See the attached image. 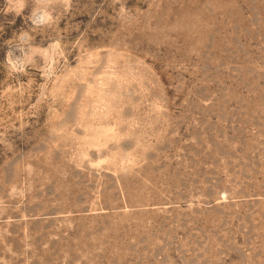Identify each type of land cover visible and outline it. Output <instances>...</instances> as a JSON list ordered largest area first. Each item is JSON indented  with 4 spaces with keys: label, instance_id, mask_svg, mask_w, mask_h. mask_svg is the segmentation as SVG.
<instances>
[{
    "label": "rangeland",
    "instance_id": "374dc122",
    "mask_svg": "<svg viewBox=\"0 0 264 264\" xmlns=\"http://www.w3.org/2000/svg\"><path fill=\"white\" fill-rule=\"evenodd\" d=\"M0 264H264V0H0Z\"/></svg>",
    "mask_w": 264,
    "mask_h": 264
}]
</instances>
